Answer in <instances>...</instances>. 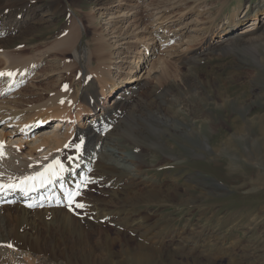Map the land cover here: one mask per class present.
Here are the masks:
<instances>
[{"label":"rangeland","instance_id":"374dc122","mask_svg":"<svg viewBox=\"0 0 264 264\" xmlns=\"http://www.w3.org/2000/svg\"><path fill=\"white\" fill-rule=\"evenodd\" d=\"M37 2L34 14L30 9L29 17L23 16L25 30L30 32L24 35L23 31V39L0 47V73L8 71L5 54L26 49L24 58L33 59L17 73L10 72L13 76H0V131L11 133L18 126L8 137L11 143H0L2 152L9 156L8 148L16 151L19 141L31 147L29 141L53 131L61 118L39 113L38 123L47 121L41 130L30 127V134L36 136L26 141L28 127L24 122L35 114L34 107L53 101L58 94L64 99L76 98L82 103L79 112L90 120L106 105L103 84L97 85V109L81 98L91 90L94 72L112 74L115 92L135 86L109 130L110 135L118 136V149L134 156L128 163L135 167L130 177L132 192L147 193L154 187L165 192L168 200L146 197L143 202L124 203L121 200L128 198V191L114 195L109 191L113 184H106V177L98 171L87 173L82 178L84 184L78 181L76 201L85 195L103 197L111 202V209L123 207L137 216L132 227L129 223L121 227L122 234L116 231L117 223L102 221L105 234L117 244L115 254L110 247L99 251L108 253V262L121 259V264H264V184L255 190L248 185L255 179L264 180V136L259 123L264 114V30L243 48L224 50L220 43L217 49L201 52L209 42L215 45L224 37L222 31L232 23L236 0H65L62 6L66 5V14L50 12L53 27L46 24L43 31H32L31 27H39V20L50 10V0ZM263 4L264 0H243L236 21L253 17L257 11L260 20L255 23L261 26ZM74 17L80 34L72 48L55 47L58 40L71 34L68 25ZM36 22L38 25L33 26ZM245 22L237 27L236 36L254 23L251 19ZM9 37L15 38L17 33ZM137 55L145 56L140 65L135 62ZM76 116L74 112L67 116L69 126L62 132L77 130L83 122H77ZM164 116L173 124L163 121ZM248 120L258 132L249 127ZM6 123L11 125L6 128ZM226 138L232 146L214 153L206 150V143L218 146ZM94 144L96 151L100 141ZM77 145L75 137L64 148H42L40 155L56 153L60 161H71L79 158ZM25 156L23 162L29 159ZM99 156L98 169L117 170L109 162L112 155L100 150ZM31 159L36 156L29 162L19 161V167L30 164ZM178 162L183 164L180 169L172 165ZM25 169L8 175L19 173L14 178L22 179ZM3 180L7 181L0 176L2 185ZM66 208L82 218L77 207L75 211L71 206ZM143 222L148 228L139 226Z\"/></svg>","mask_w":264,"mask_h":264},{"label":"bare ground","instance_id":"6f19581e","mask_svg":"<svg viewBox=\"0 0 264 264\" xmlns=\"http://www.w3.org/2000/svg\"><path fill=\"white\" fill-rule=\"evenodd\" d=\"M37 1L40 0H0L1 48L9 47L13 42L16 41L17 38L23 39L24 36H22V34H27L30 32V30H25L26 19H23V16L24 14H26V16L29 17L30 12H28V10L30 9L31 14L34 10L36 11L38 3ZM63 2H65V0H50V10L46 11L43 14L44 16L42 15L43 17L41 18V20H39V27H31L32 31H43L42 28L46 24H49L50 27H53L51 24L53 19L51 18L50 12L52 11L53 14H56L62 11L63 14H66V5L62 6ZM236 2L237 3L235 9L232 11L231 16L232 23L229 22L230 24L222 31V33L225 34L224 37L222 36L220 39H218L215 45L209 42L201 52L211 49H217L219 48L217 45L220 43H223V45L220 44V46L224 50H236L238 48H243L248 44L253 43V37L256 33H258L260 30H264V22H259L261 26H256L257 24L255 22L260 20V16H258L259 14L256 11L253 17L251 16L247 18L251 19V21H253L254 23H250L247 29L238 31L236 36L235 32L237 31V27L243 25L244 23H246L245 21H247V19H241L238 22L236 21V18L239 15V10L242 7L243 0H236ZM24 8L27 9L23 10ZM39 8L41 10L42 6ZM262 11L264 13V4L262 5ZM34 25H38V22L33 24V26ZM69 26L71 29V34L63 37V40H58V45H55V47L61 45L64 50L72 48L74 41L80 34V28L78 22L76 23L75 17L73 20H69L68 27ZM243 32L246 34L244 35ZM15 33H17V37H9ZM225 39L226 41H224ZM31 49L34 50L33 48ZM25 52L26 49H22L18 54H5L3 56L4 61L6 63H9L8 67H6V70L8 71L4 72V74L13 72V70L15 71V73H17V71L21 70L22 67L27 66L28 61L33 60L31 59L32 57L30 58V60H28V58H24L23 55ZM145 56L147 57V54H145ZM145 56L137 55L135 60V62L137 61L136 65H140L141 63H143L145 61ZM191 59H193V57H191ZM94 75L95 81L93 80L94 83L91 86V90L87 91L81 98V100L89 105H94V108H96L100 101V94L98 93L97 85L101 83L103 84L102 91L106 98V105L103 106V110L95 112L94 116L90 120H86L85 116L81 115V112H79L78 109L80 108L82 103L76 102V98H72V100L64 99L60 94H58L56 95L57 97L53 99V101L44 103V105L42 106L34 107L35 114L31 116L28 115V118L25 117L26 119L24 122V125L28 127V131L26 132L27 136H25V138L27 139L26 141H28V139L30 140V137L32 138L36 136L34 132L30 134V127L33 131L38 129L39 127L41 130V127L45 125L44 123L47 121H41L40 123H38L40 120H36V115H38L39 113L46 115H49V113H53V116L61 118V120L56 121V125H53V131L51 130L50 132H46L40 137H36L33 141H29L32 143L31 147H29V145L23 146V143L19 141L18 146L20 148H17L16 151L8 148L10 152L9 156L5 155L2 152L3 150H1L2 148H0V176H3V178L7 180H3L5 182V184L3 185H18V187L15 189H4L5 191L2 192L3 194L0 197V264L122 263V261H120V258V260L115 259L108 262V253L105 252V254L103 251H99V249L103 246L105 248L110 247V252L112 254H115L113 247L116 246H114V243L117 242H113L109 238V234H105L107 233V230L101 226L102 221L117 223L116 231L122 234L123 231L121 227L126 226L128 223V225L130 226V224L135 221L134 218L137 217L136 213L131 210L125 211L124 209H122L123 207L121 209H111L109 207L111 202L109 203V200L107 201V199L103 197L94 198L92 197L93 195H85L83 197L81 196L82 198L76 201L77 196L75 195L71 204L69 203V200L67 198L69 192H77L78 181L81 182V180H83L82 178L84 176H87L86 174L91 171H98L103 178H107L105 180L106 184H113L111 187L112 190L109 191H111L114 195H119V191H128V198H123L121 200L124 203H130L137 199H141V202H143L142 198L146 197H161L164 198V201L168 200V195L165 194V192L159 189H154V187L152 188V190L147 191V193H138L137 191L132 192V190H134L132 189L134 187V184L131 181L132 179H130V177L134 176L135 167H132V165H128V163L134 156L131 157L129 154L121 152L118 149L116 143L118 141V136L109 134V130L111 129V127H113L115 119H117L119 110L124 106L128 98L134 94L135 86L123 87L115 92L117 88H114V83L112 84V81L115 80L112 74L109 76L106 75V73L103 71H97L94 72ZM0 76L2 78V75ZM89 96H92L91 98L93 99L91 100ZM51 107H54V112L51 111ZM49 108L50 110H48ZM57 110H59L60 113L55 112ZM71 112H74L75 116L77 115V122L83 123L78 124L79 127L76 128L77 130H75L74 132H62V129L69 126L67 125V116H69ZM145 118L146 117H144V119ZM259 119L260 133L264 136V114L261 116V118L259 117ZM35 120L36 122H34ZM162 120L173 124V121L169 116H164ZM146 121H148L147 118ZM175 122L176 121H174V123ZM247 122L249 124V127L254 126V124L250 120H248ZM147 123L149 124V122ZM6 124V128L11 125V123ZM254 127L258 132V127ZM16 128H18V126ZM16 128H13L14 130L10 131L11 133L1 130L0 143H11L12 139L8 140V137H11L12 133H15V131L17 130ZM167 129L168 128H166V131ZM28 133L30 134L29 137ZM192 133H194V130H192ZM212 134L214 135V133ZM74 136L77 138V141L79 143V150H77L76 152L78 153V159L73 158L71 161H60L59 158L56 157V153L40 155V150L45 147L57 149L64 148L68 141L75 138ZM98 141H100V145L95 151L94 143ZM224 142L225 143H222L218 146L213 143L212 145H215L213 147L210 144L206 143V150L210 153H214L216 151L222 150L223 147L227 148L228 146H232V141L228 138H226ZM165 146L166 145L164 144V147ZM25 149H29L28 152L26 151L27 153L24 152ZM100 150H104L113 156L112 158H110L109 162L113 163L117 170H106V172H103L102 170L97 168V165L101 163L99 159ZM169 153L171 154L173 152L170 151ZM25 155H27L29 159L36 156V159H31L30 164H22L25 167L20 168L19 165L21 163H25L29 160ZM24 156L28 159L25 162L22 161V159L25 160V158H23ZM19 161L22 162L18 164ZM57 161H59V164H57ZM106 162H108V160ZM60 165H63V171H61ZM172 165L173 167H177V169L183 167V164H180L179 162ZM25 168L32 169L26 170ZM15 169L20 171L24 169L26 170L23 174L22 179L14 178V175L19 173H12L8 175L9 172H13V170ZM5 174H7L8 176H4ZM111 176L113 177V179H109ZM29 177H34L35 179L26 180V178ZM123 179L126 180L125 184L122 182ZM111 180H113L114 182H112ZM262 181L264 182V180L262 179H255L248 183V185L250 187H254L252 188V190H255V186L261 187L264 184ZM123 184L124 186H122ZM122 187H125L126 189ZM21 188L26 189V191H21ZM256 189H259V187H257ZM7 200L14 201V204L8 205ZM77 203L85 205L84 208H78L79 210H81L80 212L82 214V218H78L77 216H75L76 212L71 213V211H68L66 208L67 206H71L75 211ZM124 203H122V206L124 205ZM29 205H31V207ZM122 214H124L125 217H121ZM118 218H121V220H118ZM144 224V222L140 223L139 226H141L142 228H145L146 226L148 228V225H145L143 227L142 225ZM145 239L147 240V238ZM163 242L164 241H162V243ZM186 242L188 241L186 240ZM8 245H11L12 248L10 249ZM138 248L142 249L144 247L142 245H139ZM125 258L127 257L125 256Z\"/></svg>","mask_w":264,"mask_h":264},{"label":"snow or ice","instance_id":"6c2138e0","mask_svg":"<svg viewBox=\"0 0 264 264\" xmlns=\"http://www.w3.org/2000/svg\"><path fill=\"white\" fill-rule=\"evenodd\" d=\"M0 75H5V74H4V73H0ZM7 75L11 76L12 74H11V73H8ZM77 150H79V145H77ZM57 164H59V161H57ZM60 169H61V171H63V165H60ZM41 175H43V174H41ZM27 179H35V178H34V177H29V178H26V180H27ZM21 183H23V182H21ZM17 187H18V185H15V184H9V185H7V186L0 184V190H4V189H6V188H12V189H15V188H17ZM78 187H79V186H78ZM20 190H21V191H26V189H24V188H21ZM75 195H79V192L77 191V192H69V193H68L67 198H68L70 204L72 203L73 197H74ZM29 206L31 207V205H29ZM76 207H77V208H84L85 205L77 203V204H76ZM8 247H11V245H8Z\"/></svg>","mask_w":264,"mask_h":264}]
</instances>
